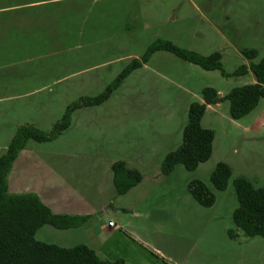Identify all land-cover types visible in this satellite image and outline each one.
I'll list each match as a JSON object with an SVG mask.
<instances>
[{
  "label": "rangeland",
  "instance_id": "1",
  "mask_svg": "<svg viewBox=\"0 0 264 264\" xmlns=\"http://www.w3.org/2000/svg\"><path fill=\"white\" fill-rule=\"evenodd\" d=\"M157 39L201 55L219 52L228 76L156 51L105 102L76 110L59 137L28 141L17 164L76 168L124 161L141 172L143 181L118 196L115 211L106 213L124 230H133L148 259L154 261L158 250L168 264H264V237L241 231L234 239L227 235L237 205L233 179L244 175L264 187V99L239 120L231 119L227 101L208 108L201 125L215 132L211 157L194 171L178 165L163 175L160 169L165 154L181 143L188 105L201 100L203 87L222 97L255 82L249 70L232 74L249 63L243 49L257 50L253 62L264 57L263 0H0L1 140L8 142L7 135L16 130L14 113L21 123L50 130L68 104L101 93ZM221 161L231 166L232 175L226 189L217 191L209 177ZM192 179L213 192L211 207L191 197L187 184ZM79 181L66 190L100 194L101 200L112 194V185L102 189L104 180ZM92 210L101 221L107 218L96 205ZM36 238L55 243L44 229Z\"/></svg>",
  "mask_w": 264,
  "mask_h": 264
},
{
  "label": "trees",
  "instance_id": "2",
  "mask_svg": "<svg viewBox=\"0 0 264 264\" xmlns=\"http://www.w3.org/2000/svg\"><path fill=\"white\" fill-rule=\"evenodd\" d=\"M156 51L170 52L204 70H218L222 76H228L222 69L219 52L201 55L180 48L170 41L157 39L147 46L139 59H132L101 93L93 96L83 95L68 104L50 130H42L31 123H21L11 137L5 152L0 156V264H126L123 259L113 261L101 259L85 244L63 247L37 239L36 232L44 225L69 229L78 227L86 217L55 214L34 193H10L7 175L28 141L43 143L59 137L70 127L76 110L105 102L121 86L126 77L145 65ZM241 52L249 63L240 66L232 75H243L249 70L253 73L255 82L233 87L222 97H219L213 87L205 86L201 89L202 102L192 101L188 105L181 143L162 159L160 169L163 175H169L178 165L183 166L187 171H194L199 164L211 157L215 132L201 125V119L208 105L227 101L231 119L239 120L251 113L260 100L264 99V57L258 62H253L258 55L256 49L246 48ZM262 132L264 135V125ZM111 170L114 188L120 195L125 194L142 180V174L138 169L129 167L121 160L112 163ZM231 175V166L221 161L214 166L209 181L215 190L223 191ZM232 184L237 205L232 211L234 228L228 229L227 235L234 239L238 236L237 232L241 231L248 237H264V187H256L244 175L235 177ZM187 190L203 207L209 208L215 202L213 192L201 180L189 181Z\"/></svg>",
  "mask_w": 264,
  "mask_h": 264
},
{
  "label": "crops",
  "instance_id": "3",
  "mask_svg": "<svg viewBox=\"0 0 264 264\" xmlns=\"http://www.w3.org/2000/svg\"><path fill=\"white\" fill-rule=\"evenodd\" d=\"M218 94L220 95L219 92ZM198 101L202 102V99ZM211 106L213 105H208L206 110ZM12 115L18 120L14 122V127L17 129L21 122L17 114L14 113ZM256 121L258 122L259 119ZM247 130L251 131L249 128ZM3 135L4 133L1 131L0 156L5 152L13 133L10 131L7 135L8 142L1 140ZM24 149L18 154L7 175L8 191L15 194L34 193L55 214L86 217V220L78 227L69 229H58L50 225L41 227L40 231H43V229L44 231H49L50 238L55 242L54 244L63 247L85 244L92 248L101 259L110 261L123 259L126 264H168L163 255L158 253V250L153 251L159 255L154 258V261L148 259V251L145 245L138 241L134 236L133 230H124L113 216L106 213L107 208L114 210L117 197L122 196V194H117L114 188L113 173L109 174L112 164H77L76 168L74 167L75 164H28L30 165L28 169L25 164H17L25 153H23ZM102 165L103 171H101ZM87 177L100 179V182L104 180L102 189L105 185H112L110 197L104 196L103 198L101 197V200L100 194L89 193L80 196L77 193L74 194L66 190V187L77 183L78 179L81 181ZM141 181H143V178ZM93 205L104 210V217L107 216L104 221H101L98 215L94 216L97 211L94 214ZM109 221H113L115 225L109 226ZM86 227H93L92 232H84ZM45 233L44 236H47ZM48 243L51 242L49 241Z\"/></svg>",
  "mask_w": 264,
  "mask_h": 264
},
{
  "label": "built area",
  "instance_id": "4",
  "mask_svg": "<svg viewBox=\"0 0 264 264\" xmlns=\"http://www.w3.org/2000/svg\"><path fill=\"white\" fill-rule=\"evenodd\" d=\"M108 225H109V226H114L115 224H114L113 221H109V222H108Z\"/></svg>",
  "mask_w": 264,
  "mask_h": 264
}]
</instances>
